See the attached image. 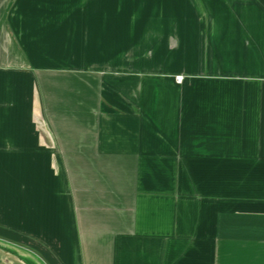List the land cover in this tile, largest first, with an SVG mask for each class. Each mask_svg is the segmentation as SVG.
<instances>
[{"label": "crops", "instance_id": "0c3cea01", "mask_svg": "<svg viewBox=\"0 0 264 264\" xmlns=\"http://www.w3.org/2000/svg\"><path fill=\"white\" fill-rule=\"evenodd\" d=\"M35 261L264 264V0H0V264Z\"/></svg>", "mask_w": 264, "mask_h": 264}, {"label": "built area", "instance_id": "2783aa9c", "mask_svg": "<svg viewBox=\"0 0 264 264\" xmlns=\"http://www.w3.org/2000/svg\"><path fill=\"white\" fill-rule=\"evenodd\" d=\"M177 82L181 83L184 80V76L179 75L176 77Z\"/></svg>", "mask_w": 264, "mask_h": 264}, {"label": "rangeland", "instance_id": "374dc122", "mask_svg": "<svg viewBox=\"0 0 264 264\" xmlns=\"http://www.w3.org/2000/svg\"><path fill=\"white\" fill-rule=\"evenodd\" d=\"M34 264H39V262L38 261H35Z\"/></svg>", "mask_w": 264, "mask_h": 264}]
</instances>
